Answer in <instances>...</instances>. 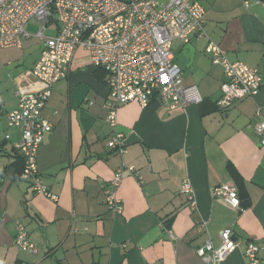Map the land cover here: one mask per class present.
Here are the masks:
<instances>
[{
	"label": "crops",
	"instance_id": "obj_1",
	"mask_svg": "<svg viewBox=\"0 0 264 264\" xmlns=\"http://www.w3.org/2000/svg\"><path fill=\"white\" fill-rule=\"evenodd\" d=\"M190 1L204 8L207 34L226 58L260 72L259 93L219 109L223 73L205 54L207 40H175L182 83L195 85L200 99L184 109L165 106L157 96L146 108L121 105L115 130L124 140L136 139L118 154L107 147L114 132L106 121L107 74L76 50L67 77L54 84L42 111L52 131L40 145L37 166L56 201L19 179L20 155L4 139L16 91L42 89L31 75L42 40L25 26L30 37L20 47L0 46V264H206L195 249L208 236L218 246L219 232L229 227L237 248L222 264H247V241H264V148L254 131L257 110L264 107V4L245 9L240 0ZM123 164L135 168L143 183L123 175L117 189L123 210L114 215L103 190ZM186 178L196 211L180 192ZM221 184L237 189L241 210L212 196ZM16 221L25 225L37 254L15 246Z\"/></svg>",
	"mask_w": 264,
	"mask_h": 264
},
{
	"label": "built area",
	"instance_id": "obj_2",
	"mask_svg": "<svg viewBox=\"0 0 264 264\" xmlns=\"http://www.w3.org/2000/svg\"><path fill=\"white\" fill-rule=\"evenodd\" d=\"M245 9L262 5L264 0H240ZM204 8L190 0H0V46L20 47L30 37L25 26L30 21L40 25L36 36L42 40L40 57L31 70L32 77L42 85L37 92L16 91L17 104L6 113L4 139L17 150L22 161L19 179L29 189L51 201L52 194L40 178L37 154L52 125L42 111L54 84L67 77L76 50L89 55L91 65L107 74L108 101L106 121L114 129L107 147L124 153V137L116 131L117 109L126 103L146 108L154 96L170 108H185L197 103L195 85L184 86L181 70L174 61L172 43L183 44L192 39H206L205 54L213 65L222 69L219 109L246 97L256 96L263 79L256 68L241 62H230L226 52L212 41L205 29ZM54 26L55 35L45 36L47 26ZM264 107L258 108L254 131L259 146L264 148ZM11 132H15V137ZM133 176L141 185L143 180L133 167L121 165L105 186L104 203L108 212L119 215L122 204L117 189L123 175ZM180 192L191 211L197 210L194 188L188 178L181 183ZM212 196L229 208L241 210L235 187L221 184ZM207 230V221L200 222ZM78 228H74L76 233ZM220 244L214 246L210 236L195 254L206 264H222L237 248L231 227L219 232ZM15 246L24 252L37 254L38 247L30 242L25 225L15 222ZM247 264H264V241H247L243 252Z\"/></svg>",
	"mask_w": 264,
	"mask_h": 264
},
{
	"label": "rangeland",
	"instance_id": "obj_3",
	"mask_svg": "<svg viewBox=\"0 0 264 264\" xmlns=\"http://www.w3.org/2000/svg\"><path fill=\"white\" fill-rule=\"evenodd\" d=\"M40 28V25L37 24V22L35 21H31L28 25H26V29L31 33V34H35L37 33V31L39 30ZM53 28V29H52ZM55 27L52 25V26H47L45 32H44V35L45 36H54L56 33H55ZM40 250V249H38Z\"/></svg>",
	"mask_w": 264,
	"mask_h": 264
},
{
	"label": "water",
	"instance_id": "obj_4",
	"mask_svg": "<svg viewBox=\"0 0 264 264\" xmlns=\"http://www.w3.org/2000/svg\"><path fill=\"white\" fill-rule=\"evenodd\" d=\"M135 139H136V138H135L133 135H131V137H129V138H127L126 140H124V142H123L124 146H125L126 144H128L129 142L134 141Z\"/></svg>",
	"mask_w": 264,
	"mask_h": 264
},
{
	"label": "trees",
	"instance_id": "obj_5",
	"mask_svg": "<svg viewBox=\"0 0 264 264\" xmlns=\"http://www.w3.org/2000/svg\"><path fill=\"white\" fill-rule=\"evenodd\" d=\"M21 167H22V165H21ZM20 171H21V168H20ZM20 171H19V173H20ZM18 177H19V174H18ZM238 197H239V195H238ZM240 198V197H239Z\"/></svg>",
	"mask_w": 264,
	"mask_h": 264
}]
</instances>
